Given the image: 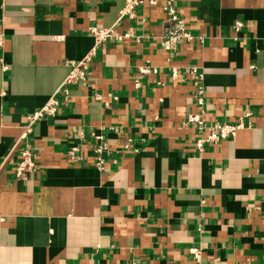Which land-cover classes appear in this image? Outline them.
Instances as JSON below:
<instances>
[{"label":"crops","instance_id":"0c3cea01","mask_svg":"<svg viewBox=\"0 0 264 264\" xmlns=\"http://www.w3.org/2000/svg\"><path fill=\"white\" fill-rule=\"evenodd\" d=\"M143 1L120 20L126 0H0V264H195L194 247L202 264H264V0ZM169 2L202 41L164 49ZM91 27L132 37L98 47L66 101ZM146 64L158 74L141 78ZM189 66L204 76L202 106ZM52 98L57 113L24 139ZM198 113L244 125L199 152L187 122ZM25 149L35 169L19 179Z\"/></svg>","mask_w":264,"mask_h":264},{"label":"built area","instance_id":"2783aa9c","mask_svg":"<svg viewBox=\"0 0 264 264\" xmlns=\"http://www.w3.org/2000/svg\"><path fill=\"white\" fill-rule=\"evenodd\" d=\"M144 3L143 0H126L125 6L119 13V19H129L133 20L137 17V11L139 7ZM152 5H156V1L152 0ZM163 11L166 14V33L163 37L164 49L167 51H177L178 47L182 43H196L197 41H202V38L195 37L187 27V24L184 19H182L175 9V7L169 2L167 5L163 7ZM242 27L241 23L236 24V29H240ZM89 35L95 40V47L92 51L79 62L71 63V73L68 79L65 82L63 96L66 101H68V95L70 92V88L75 86L80 82H86L90 76V68L93 63V59L96 55V49L108 41H113L117 43H122L125 39L131 38V32L120 34L117 32L115 28H97L91 27L89 28ZM3 45V37H0V47ZM3 65V70H8V67ZM158 69L152 67L149 64L138 68V75L141 78H145L151 74H158ZM185 76H187L193 83L194 91L193 98L199 106H202L204 100L206 98V89L203 83L204 76L202 71L198 66H189L185 69ZM171 77L173 80L180 79V70L177 68H173L171 71ZM117 99V98H116ZM60 107V102L57 99L52 98L43 108L39 111L33 113L31 116L27 118V125L24 127L23 138L27 139L32 131L33 126L36 122L41 119L49 116H54ZM249 116V115H248ZM187 122L195 127L197 130L196 140L194 142V148L203 152L207 147L217 145L221 141L227 139H234L238 133V131L243 127V122L240 121L238 124L226 125V124H215L211 127H208L207 123L202 114H190L187 117ZM93 138L97 141L98 147L96 152L99 156L104 154H108L110 152L109 146L103 142V137L100 135H96L92 133ZM125 150L127 153H138L137 149H130L129 145L125 146ZM79 150L75 147L70 149L67 154L70 160L73 162H77L80 160L77 156V152ZM104 159L102 157L99 158V162L97 164L98 167H102L104 163ZM35 169V165L32 161V154L29 149H25L22 151L21 160L17 164L16 167V176L19 179H26V174L33 171ZM190 254L192 256V260L195 264H202L203 253L202 250L198 247H194L190 249Z\"/></svg>","mask_w":264,"mask_h":264}]
</instances>
